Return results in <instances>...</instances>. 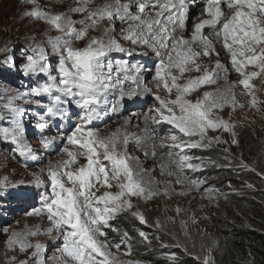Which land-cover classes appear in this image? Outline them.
I'll return each instance as SVG.
<instances>
[{
  "label": "snow or ice",
  "instance_id": "snow-or-ice-1",
  "mask_svg": "<svg viewBox=\"0 0 264 264\" xmlns=\"http://www.w3.org/2000/svg\"><path fill=\"white\" fill-rule=\"evenodd\" d=\"M22 2L32 5L23 12L24 17L43 22L57 35L49 36L44 44L34 42L29 46L20 63L22 74L43 75L46 79L23 93L7 96L3 107L9 113L11 127H0V137L14 145L25 161L35 158V150L24 142L22 117L27 110L14 103L19 100L43 109L36 124L39 129L49 127V119L71 121L73 114L78 122L57 136L41 139L45 153L54 151L59 142L61 158L33 173L34 181L25 184L0 178V200L27 203L38 197V204L29 206L24 215L41 221V225L22 230L0 229L5 235L2 264H48L49 260L52 264H140L119 261L111 247L119 251L121 245H110L105 229L119 233L111 221L121 213L148 224L136 209L134 198L147 203L161 195L171 197L174 185L189 186L179 195L203 191L211 198L216 191L203 187L204 181L189 177L187 172L201 171L207 164L231 168L230 145L238 143L236 124L221 115L223 109L249 107L259 111L264 105L258 96L264 91V0H205L202 13L190 26L187 0H105L102 4L74 0L68 11L56 14L42 8L38 0ZM118 25L121 27L117 32ZM77 42L83 46L77 47ZM49 48L56 57L55 65L49 60ZM137 49L144 51L137 53ZM113 52L129 57L151 52L156 58L151 81L142 78L141 65L111 59ZM232 75L235 80L230 79ZM110 94H118L119 99L110 103ZM143 94H150L156 102L144 116V136L127 132L131 119L107 135L92 127L102 114H118L125 99ZM238 95L247 97V102L241 103ZM42 97L48 102L43 103ZM66 105L79 112L73 113ZM161 123L173 129V143L161 141L149 152L143 146L151 138L149 127ZM225 134L231 139H225ZM130 142L145 157L155 158L157 148L165 150V162L159 165V171L175 179L164 181L161 190V181L150 177L140 157L129 152ZM220 145H225L222 151L226 163L222 165L186 151ZM238 167L256 171L242 157ZM257 175L264 178V173ZM246 186L253 187L250 183ZM32 187L44 191L32 193ZM175 212L182 214V209L177 206ZM44 223L47 227L42 226ZM155 227H163L158 219ZM40 236L62 241L47 260L46 244L38 239ZM138 236L141 243L151 245L144 231ZM131 239L127 231L122 233L121 243ZM161 247L170 246L161 241ZM171 247L190 254L178 242ZM125 255H131L130 247ZM166 259L170 264H181L176 252L167 253ZM194 259L199 264H211L208 255Z\"/></svg>",
  "mask_w": 264,
  "mask_h": 264
},
{
  "label": "rangeland",
  "instance_id": "rangeland-1",
  "mask_svg": "<svg viewBox=\"0 0 264 264\" xmlns=\"http://www.w3.org/2000/svg\"><path fill=\"white\" fill-rule=\"evenodd\" d=\"M42 8L50 11L53 14L63 13L68 11L69 7L74 4V0H38ZM105 0H95L96 4H102ZM194 2V3H193ZM189 5L190 19L196 14L195 6L200 3L199 0H187ZM32 7L30 4H25L22 0H0V127H11L9 113L4 109L3 105L7 102L8 95L23 93L30 87L42 83L46 77L43 75L24 76L20 69V63L24 55L29 52V46L35 43L44 44L49 36H55V31L49 30L48 26L43 22H35L31 18L23 16V12ZM79 19V16L74 17ZM190 21V20H189ZM121 26H117V32ZM95 34V33H93ZM125 47H128L126 41L122 42ZM77 47H82V42H77ZM47 47V45H45ZM49 60L55 65L56 57L51 54L50 48ZM144 51L137 49V53ZM113 60L126 59L130 63L141 65L143 68L142 78L145 81H151L154 75V66L156 58L149 52L147 56L135 54L131 57L113 52L110 54ZM15 62V67H13ZM207 62V61H205ZM231 80H235V75L230 76ZM259 86V81H256ZM221 84L223 82L221 81ZM150 87H154L149 83ZM215 87V86H211ZM211 87L204 90H211ZM161 95H164L162 92ZM261 100H264V91L258 93ZM27 100L34 98L26 97ZM43 103H47V97L40 98ZM110 103L119 99L118 94H110L108 97ZM241 103H246L248 98L245 96H237ZM15 104L24 107L27 111L22 117L24 125L23 138L24 142L31 145L36 152L35 158L25 161L15 152V146L10 142L3 141L0 137V178L7 177L10 181H24L25 184L35 180L33 173H39L40 168L51 161L56 163L61 157L59 155V142L55 150H49L45 153L41 148V139L57 136L61 131H67L71 123L78 122V117L73 114L71 121H60L53 118L48 120L46 129L36 127L39 114L43 111L35 103H25L24 100L14 101ZM123 107L118 114L108 112L107 115L102 114L101 118L94 121L92 127L97 129L101 135H107L111 131L120 128L125 124L126 119H131V124L126 126L129 133H134L144 136L143 129L145 127L144 116L148 110L155 105L154 98L150 94L139 95L132 100L125 99ZM73 113L79 112L74 106H68ZM138 115V116H137ZM221 115L225 119H230L235 122L236 145H230L232 160L231 168H218L212 164L197 172L188 170L189 177L202 180L205 182L203 187H210L213 191L211 198L203 191H189L187 195H179L181 191H187L188 185H174L175 192L171 197L158 196L153 200L145 203L142 200L133 199L136 209L144 214L148 224H141L137 219L133 218L129 213H121L116 216L111 224L118 228L119 233L106 228L110 245L120 244V249L117 251L115 247H111V252L118 258L119 261H139L130 255H125L129 250L130 243H121L122 233L125 232L123 222L126 223V231L135 234L137 245L143 247L142 255L149 256L160 264H170L166 259V254L176 252L180 259L182 255H190L195 253L199 255H210L212 251L222 250L225 247V236H222L224 231H227L226 224L232 223V218L229 215H238L239 213L249 214L250 202L259 204L263 203L264 194V178L257 173H264V105L260 106V110L254 108H237L235 111L225 107ZM149 132L151 138L147 139L144 147L149 152L152 151L154 144H159L161 141L165 143H173L170 136L173 134V129L166 123L150 125ZM212 134V133H210ZM225 139H231L225 134ZM178 142V141H177ZM225 145L213 147L208 150L192 149L186 150L189 155L209 158L217 164H225L224 152L222 151ZM129 152L133 156H139L142 165L149 170V176L157 181H161L158 187L164 188V181L174 180L173 176L162 175L159 171V165L165 162V150L157 148V156L153 158L151 155L145 157L143 153L135 146L134 142L129 144ZM254 168L256 171H248L238 167L240 158ZM27 163V166L25 164ZM155 169V171H152ZM247 177H253L255 183L247 180ZM252 184V188H248L246 184ZM32 193L37 191L43 192L44 189L30 188ZM254 193V195H250ZM256 194V195H255ZM258 197L259 200H255ZM38 204L36 200H31L27 203H20L15 200L4 199L0 200V229L9 227L10 230H22L25 226L41 225V221L37 218L27 217L24 215L25 210L31 205ZM179 206L182 209V214H177L175 208ZM242 218V217H241ZM159 220L163 225L162 228L155 227V221ZM131 220L139 225L138 231H129V223ZM175 221L174 223L172 221ZM195 220V223H193ZM241 220V219H240ZM182 222H184L182 224ZM237 228H248L249 225L241 221L235 224ZM47 227V223L42 225ZM144 231L152 241L149 246L146 243L140 242L138 236L139 231ZM187 233V236L185 235ZM160 239L157 240L156 237ZM175 237V239H173ZM46 244L44 253L45 259L53 256L56 253L57 247L62 241H52L47 237H38ZM161 241L168 244L170 247H161ZM5 235L0 232V264L3 261L5 252ZM184 245L188 249L185 254L182 248L171 247L174 243ZM221 245V246H220ZM220 246V247H219ZM146 247V248H145ZM48 264H52L49 260Z\"/></svg>",
  "mask_w": 264,
  "mask_h": 264
},
{
  "label": "trees",
  "instance_id": "trees-1",
  "mask_svg": "<svg viewBox=\"0 0 264 264\" xmlns=\"http://www.w3.org/2000/svg\"><path fill=\"white\" fill-rule=\"evenodd\" d=\"M247 180L255 183L253 177H247ZM250 195H254V193ZM255 200L257 201L259 198L256 197ZM229 216L232 218L233 224L227 223L228 230L222 233V236H225V247L223 250L219 248L218 251L214 250L210 253L211 264H264V198L263 203L250 202L249 214L239 213ZM241 221L246 222L249 227L237 228L235 224ZM126 226V223L123 222V227H121L123 231H126ZM128 226L129 231H138L139 229L138 223L133 220ZM129 235L132 237L129 241L131 257L144 263L160 264L151 257L142 255L144 248H139L137 245L135 234L130 232ZM194 256H196L195 253L188 256L182 255L181 264H199ZM198 256L202 258L205 255L198 254Z\"/></svg>",
  "mask_w": 264,
  "mask_h": 264
},
{
  "label": "bare ground",
  "instance_id": "bare-ground-1",
  "mask_svg": "<svg viewBox=\"0 0 264 264\" xmlns=\"http://www.w3.org/2000/svg\"><path fill=\"white\" fill-rule=\"evenodd\" d=\"M200 3H198L196 6H195V12L196 14L190 19L189 21V26L191 25V23L193 22L194 18H196L197 16H199L201 13H202V10H203V6H204V3H205V0H199ZM194 3V2H193ZM138 116V115H137Z\"/></svg>",
  "mask_w": 264,
  "mask_h": 264
}]
</instances>
